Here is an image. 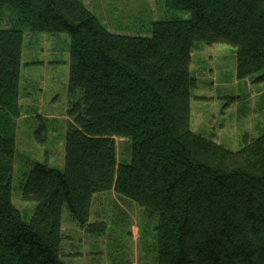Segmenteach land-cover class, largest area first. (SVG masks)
<instances>
[{"label": "trees", "instance_id": "1", "mask_svg": "<svg viewBox=\"0 0 264 264\" xmlns=\"http://www.w3.org/2000/svg\"><path fill=\"white\" fill-rule=\"evenodd\" d=\"M165 5L188 17L120 35L81 0H0L14 11L0 26V264H62V207L88 228L107 192L157 218L156 264H264V130L233 152L191 130L189 106L195 43L230 46L236 79L264 84V0ZM25 34L70 41L63 169L28 162V223L10 197Z\"/></svg>", "mask_w": 264, "mask_h": 264}, {"label": "rangeland", "instance_id": "2", "mask_svg": "<svg viewBox=\"0 0 264 264\" xmlns=\"http://www.w3.org/2000/svg\"><path fill=\"white\" fill-rule=\"evenodd\" d=\"M81 1L108 30L120 35H146L151 21L188 17L167 10L166 0ZM0 18V26L7 28L14 11L4 7ZM69 44L65 34H25L23 40L18 84L21 116L16 121L10 197L26 223L36 206L22 199L28 162L63 169L70 122L66 115ZM190 74L196 82L189 102L190 128L195 134L236 152L244 146L245 136L255 138L264 130V84L254 78L236 79L233 48L195 43ZM114 141L119 157L128 162L127 142ZM156 226V217L145 215L144 209L114 192L93 196L88 228H80L62 207V264H156Z\"/></svg>", "mask_w": 264, "mask_h": 264}]
</instances>
